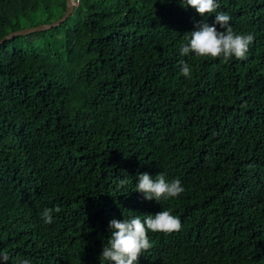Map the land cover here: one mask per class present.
<instances>
[{
	"label": "trees",
	"instance_id": "16d2710c",
	"mask_svg": "<svg viewBox=\"0 0 264 264\" xmlns=\"http://www.w3.org/2000/svg\"><path fill=\"white\" fill-rule=\"evenodd\" d=\"M183 2L76 0L60 25L0 44L6 264H101L111 220L162 210L182 228L148 232L138 264H264V0H218L233 30L254 37L227 63L180 55L197 23L215 21ZM65 5L0 0V38ZM143 173L185 191L148 201L136 192Z\"/></svg>",
	"mask_w": 264,
	"mask_h": 264
},
{
	"label": "clouds",
	"instance_id": "9594fccd",
	"mask_svg": "<svg viewBox=\"0 0 264 264\" xmlns=\"http://www.w3.org/2000/svg\"><path fill=\"white\" fill-rule=\"evenodd\" d=\"M183 7L194 9L201 17L215 13L213 24L197 23L195 31L187 34V43L179 48L181 56L194 54L198 58L220 59L223 63L232 58L243 60L249 51L254 37L250 34H237L230 25L231 17L223 12H217L220 7L218 0H184ZM217 25L222 31L217 29ZM180 75L191 78L192 68L181 61ZM136 192L142 193L148 201L158 203L163 200L178 198L184 191L181 181L177 178L167 181L163 173L153 178L148 173L138 175ZM128 181L121 179L118 188L124 187ZM62 209L45 208L41 218L45 224L53 222V214ZM111 236L104 246L100 257L101 264H138L141 254L148 251L152 244L148 232L170 234L179 232L182 222L179 217L168 210H162L154 215H137L123 220L113 219L109 223ZM18 259V264H31L28 259ZM7 253L0 252V262L6 264Z\"/></svg>",
	"mask_w": 264,
	"mask_h": 264
},
{
	"label": "water",
	"instance_id": "95a60500",
	"mask_svg": "<svg viewBox=\"0 0 264 264\" xmlns=\"http://www.w3.org/2000/svg\"><path fill=\"white\" fill-rule=\"evenodd\" d=\"M75 4V0H66L65 11L59 18L50 23L37 24L35 26L25 27L22 29L11 31L2 38H0V44L5 42L6 40H10L19 35H26L33 32L44 31L60 25L71 14Z\"/></svg>",
	"mask_w": 264,
	"mask_h": 264
},
{
	"label": "built area",
	"instance_id": "2783aa9c",
	"mask_svg": "<svg viewBox=\"0 0 264 264\" xmlns=\"http://www.w3.org/2000/svg\"><path fill=\"white\" fill-rule=\"evenodd\" d=\"M75 3H76V1H75Z\"/></svg>",
	"mask_w": 264,
	"mask_h": 264
},
{
	"label": "rangeland",
	"instance_id": "374dc122",
	"mask_svg": "<svg viewBox=\"0 0 264 264\" xmlns=\"http://www.w3.org/2000/svg\"><path fill=\"white\" fill-rule=\"evenodd\" d=\"M76 1V0H75Z\"/></svg>",
	"mask_w": 264,
	"mask_h": 264
}]
</instances>
